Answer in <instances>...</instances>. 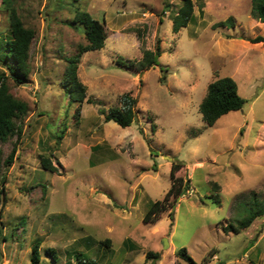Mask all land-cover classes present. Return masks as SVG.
<instances>
[{
  "label": "rangeland",
  "instance_id": "374dc122",
  "mask_svg": "<svg viewBox=\"0 0 264 264\" xmlns=\"http://www.w3.org/2000/svg\"><path fill=\"white\" fill-rule=\"evenodd\" d=\"M2 1L0 38L7 39ZM168 1L16 0L37 34L27 81L8 80L30 111L0 183V264H32L37 241L40 264L68 258L175 264L184 247L199 264L211 250L207 264H264V214L242 224L264 208V41H252L264 37V22L253 17L252 0H194L195 17L174 32L182 0ZM78 8L105 20L109 34L104 48L81 57L78 73L88 93L79 116L63 84L65 56L87 42L83 24L73 22ZM229 17L234 25L220 24ZM158 44V64L130 65ZM225 76L237 81L247 102L209 126L200 104L210 83ZM128 94L137 100L133 122L107 120ZM11 146L3 145L5 153ZM41 156L58 170L45 169ZM174 161L185 164L181 174L191 188L145 222L150 202L171 188ZM108 238L110 246L100 242ZM48 247L57 250V261ZM150 251L160 252L159 259H148Z\"/></svg>",
  "mask_w": 264,
  "mask_h": 264
},
{
  "label": "trees",
  "instance_id": "16d2710c",
  "mask_svg": "<svg viewBox=\"0 0 264 264\" xmlns=\"http://www.w3.org/2000/svg\"><path fill=\"white\" fill-rule=\"evenodd\" d=\"M3 7L7 10L10 19V31L7 39L0 38V64L3 70L0 71V183L6 181L4 169L11 166L15 162L18 142L23 134L22 121L29 114V103L23 99L16 97L10 90L9 78H12L17 83L27 81L29 71L27 65L31 57L30 51L33 40L36 37L37 31L32 27L25 25L22 17L18 12L16 0H3ZM165 4L170 5L166 0ZM252 15L261 22H264V0H252ZM195 17L194 0H182V5L172 16L173 31L179 32L182 27L187 26ZM73 22H80L84 26V34L87 40L86 43L78 45L77 53L65 56L67 62L63 84L69 94L70 103H78L77 115L79 116L83 103L87 100L88 87L82 82L79 77V64L81 57L85 52L92 50H100L106 46V40L109 36L105 20H100L92 16V14L84 9L78 8L75 11ZM221 25H234V18L229 17L227 20L220 23ZM253 42L264 41L263 36L252 38ZM161 55L160 45L158 44L155 50L144 49L143 57L138 62H130V65L138 70H145L158 64V59ZM136 98L131 95H125L123 98L122 107H112L106 113L107 120H114L123 127L129 126L136 117L135 105ZM247 102L239 93L237 81L230 76L218 77L210 83L207 93L200 104V111L207 125L212 126L223 115L233 111L242 109ZM16 137L14 143L13 139ZM63 135H58L62 138ZM12 143L11 149L5 153L3 145ZM41 162L45 169L53 172L58 170V167L53 163L52 159L47 156H41ZM185 168V164L180 161H174L171 168L172 185L163 199L150 202L147 208L144 221L152 222L157 220L158 216L164 212L170 199L181 197L191 188V179H186L182 176L181 171ZM181 174V175H180ZM215 190L214 200L220 203V185L214 183ZM3 194L4 192V187ZM4 200L6 196L4 195ZM264 214V208L257 209L254 213L246 217L242 224L250 226L255 218ZM1 233V230H0ZM130 240H126V244ZM103 245L110 246L111 239L101 240ZM47 253L55 260H58V252L54 247H48ZM215 255L214 250L204 257L202 264H207ZM175 264H199L189 253L186 247L181 248L177 253ZM160 252H148V259H159ZM41 243L37 241L32 248L31 262L32 264H40L41 262ZM62 264H100L96 259L79 258L75 261L73 258H68ZM255 264V263H253Z\"/></svg>",
  "mask_w": 264,
  "mask_h": 264
},
{
  "label": "water",
  "instance_id": "95a60500",
  "mask_svg": "<svg viewBox=\"0 0 264 264\" xmlns=\"http://www.w3.org/2000/svg\"><path fill=\"white\" fill-rule=\"evenodd\" d=\"M165 157H167V156H165ZM169 160H172V158H170V157H167ZM165 241H166V244L168 245V239L167 238H165Z\"/></svg>",
  "mask_w": 264,
  "mask_h": 264
}]
</instances>
